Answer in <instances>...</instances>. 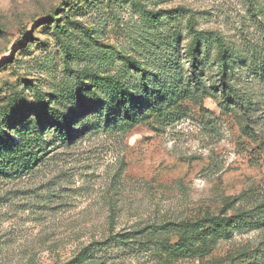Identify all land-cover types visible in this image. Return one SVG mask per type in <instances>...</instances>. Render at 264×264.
<instances>
[{"label": "rangeland", "instance_id": "374dc122", "mask_svg": "<svg viewBox=\"0 0 264 264\" xmlns=\"http://www.w3.org/2000/svg\"><path fill=\"white\" fill-rule=\"evenodd\" d=\"M217 39L238 53L247 115L210 83ZM119 92L155 114L103 128ZM52 116L70 124L64 144ZM19 123L43 141L30 168L0 170V264H234L264 249V228L206 222L264 202V0H0V165H22L2 157Z\"/></svg>", "mask_w": 264, "mask_h": 264}, {"label": "trees", "instance_id": "16d2710c", "mask_svg": "<svg viewBox=\"0 0 264 264\" xmlns=\"http://www.w3.org/2000/svg\"><path fill=\"white\" fill-rule=\"evenodd\" d=\"M216 43L219 46L220 57L217 60H213L211 62V67L214 69L213 76L210 78V83L212 84V88L217 89V93L223 104L228 108L232 107L237 109L242 115H247L249 112L253 110L254 102L253 97L247 95L242 88L238 84V79L242 76L238 69L233 65L237 61L238 53L232 52L226 46V44L221 39H217ZM202 53L193 52L191 57L189 58V62L191 65V77L195 83L194 90H201V86L203 85L202 75H199V68L202 65ZM208 57V56H206ZM205 57V58H206ZM182 88V87H181ZM154 95H157L154 93ZM188 95L185 92L177 93V98L175 102L184 100ZM159 97V95H157ZM112 101L114 103H108L106 108L103 110H99L98 118L102 119L103 128H114L117 126L127 127V129L133 128L139 122L146 121L151 118V115L148 113V108H150L152 101H146L142 99V97L129 96L124 95L121 92L117 94L116 98H113ZM113 108H112V107ZM164 108L162 107L158 115L161 112H164ZM46 114L49 111H45ZM44 112V113H45ZM48 119V118H47ZM46 119V120H47ZM48 121L49 127L52 128L53 139L52 142L60 140L61 144L66 143L70 136H72L70 124L61 119L60 116H52ZM21 122V121H19ZM47 122V121H45ZM44 123V120L37 121V124ZM27 125V124H26ZM22 126H25L22 125ZM31 131L26 128H21V124L17 128H14L19 131L20 139L16 141L15 145L11 143L6 144V154L2 155L4 160L8 162L7 164H11L16 160L22 162V165H0V170H6L11 175H16V172H23L27 170L32 165H26L29 159L33 160V156L35 157L38 154L36 152H32V143L40 141L41 137V128L37 129L36 125L30 124ZM43 141V140H42ZM40 141V142H42ZM16 147L15 153H12V148ZM38 149V148H37ZM9 151V153H7ZM11 151V152H10ZM40 152V150H39ZM32 156V157H31ZM19 157V158H18ZM35 160H38L37 157ZM221 219V220H219ZM218 221H224L225 227L223 233L230 231L231 229H243V230H257L264 228V202L256 206L249 212H243L241 215H237L235 217H229L224 220L223 217H211L210 220H206L207 223L211 225L209 227V231L216 234L219 233L215 228ZM205 222V223H206ZM196 226L203 224V221H200ZM200 236V235H199ZM234 264H264V249H259L250 252L249 254H241L238 258L235 259Z\"/></svg>", "mask_w": 264, "mask_h": 264}]
</instances>
